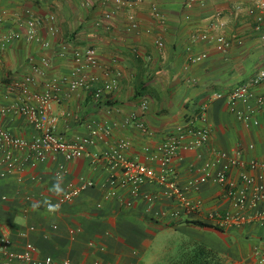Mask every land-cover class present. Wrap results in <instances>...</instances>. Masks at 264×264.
<instances>
[{
  "label": "crops",
  "instance_id": "0c3cea01",
  "mask_svg": "<svg viewBox=\"0 0 264 264\" xmlns=\"http://www.w3.org/2000/svg\"><path fill=\"white\" fill-rule=\"evenodd\" d=\"M0 8L4 11L0 35L19 34L0 50V103L17 101V93L7 86L32 73L33 64L45 70L44 80L62 76L74 67L72 52L92 46L98 65L89 72L98 81L89 89L70 90L64 84L51 112L57 118L56 130L68 140L85 136L88 124L112 123L109 138L89 144L80 158L66 160L57 154L11 171L0 166V237L10 238L12 250L32 243L36 252L28 264H152L162 239L177 234L206 243L228 263L264 264V220L255 217L264 212V200L255 207L248 200L241 208L223 196L222 184L211 179L197 182L203 164L218 151L231 155L235 150L240 151V162L231 167L229 176L240 182V174L246 173L258 181L260 169L251 168L250 162L264 161V115H258V125H247L237 116L244 104L237 102L232 111L228 99L235 86L264 69V9L257 6V0L192 4L186 0H138L118 9L113 0H0ZM111 9L115 12L105 19V12ZM25 10L42 19L34 39L26 38ZM129 14L137 21L135 29H128ZM49 15L55 17L59 29L55 36L46 28ZM219 36L230 41L225 52L216 48L213 38ZM202 54L205 56L195 60ZM113 79V88H102L101 97L95 98V90ZM37 87L40 90L42 83ZM253 92L264 94V84L255 86ZM216 93L222 95L215 97ZM144 100L145 109L141 107ZM133 112L151 135L132 123L122 125ZM187 121L208 127L209 140L199 147L180 148L170 169L177 182L187 186L188 200L200 202L198 209L164 196L163 186L147 179L138 184L135 194L121 169L110 170L97 158L119 138H127L130 144L124 155L158 173V160L148 159L143 147L156 152L175 127ZM0 127L24 138L35 134L21 113L1 116ZM57 174L62 176L64 191L60 195L50 191ZM86 180L93 184L69 200L61 199ZM141 194L154 196V201L149 203ZM46 200L57 203L59 211L49 213ZM34 203L40 205L36 210ZM163 209L178 215H157ZM212 212L244 213L250 218L239 225L219 223L209 217ZM188 220L218 229L195 226ZM46 257L52 261L46 263Z\"/></svg>",
  "mask_w": 264,
  "mask_h": 264
},
{
  "label": "built area",
  "instance_id": "2783aa9c",
  "mask_svg": "<svg viewBox=\"0 0 264 264\" xmlns=\"http://www.w3.org/2000/svg\"><path fill=\"white\" fill-rule=\"evenodd\" d=\"M115 8L131 7L138 0H113ZM187 4L200 3L203 0H186ZM257 6L264 9V0H257ZM115 10H108L104 14L105 19H109ZM24 24L26 27V38L34 39L37 36L38 27L42 19L33 16L29 10L24 11ZM4 11L0 8V20L3 18ZM154 15L160 18V14L154 9ZM130 21L128 29L137 28L138 24L132 14L128 15ZM261 17L258 18L260 20ZM46 28L51 36H55L59 29L55 23V17L49 15L46 18ZM96 24H99L97 22ZM18 33H5L0 35V50L7 44L11 38L18 37ZM202 38H207L203 35ZM216 41V48L225 52L230 41L219 36L213 38ZM157 44L162 42L157 40ZM63 52L66 49L63 47ZM202 54L195 58L199 60L204 57ZM72 60L74 67L69 73L62 76H53L43 79L46 76L45 70L40 66L32 65V73L24 75L10 81L7 88L10 92H16L18 99L10 104L0 103V117L9 113H21L25 116L27 123L35 130V134L31 138H24L13 134L10 130L0 127V166L7 171L20 168L24 165H35L37 162L44 161L48 156L57 154L62 155L66 160H73L84 155L86 147L94 143L96 140L106 141L111 134L112 123L109 120L103 121L101 124H88V132L85 136H76L68 140L64 135L56 130L57 118L52 114V103L58 97L62 86L65 84L70 90L89 89L98 81V77L89 72L91 67L98 65L96 49L92 46L72 52ZM2 61L0 57V68ZM119 73H116L118 75ZM44 80V81H43ZM114 79L98 87L95 92V98L101 97L102 88L112 89ZM1 83V79H0ZM42 83L39 90L38 85ZM259 84H264V69H260L247 82L235 86L229 93L228 99L230 109L235 111V104L241 102L244 109L237 112L238 118L247 125H258V115H264V94H255L253 88ZM221 93H216L215 97H220ZM253 100V101H251ZM143 109L146 108V100L141 103ZM107 112L111 111L108 107ZM133 124L137 129L146 135H151L152 131L146 127L145 123L138 119L133 112L127 116L123 122V126ZM189 136L188 140L185 138ZM210 137V129L208 127H196L192 122L187 121L175 127L159 145L156 152L150 151L148 146H144L143 150L147 154L148 159H156L159 162V172L156 173L151 167L139 162L136 159L127 158L124 150L130 144L127 138H119L115 144L105 148L99 155L98 159L103 160L110 170L121 169L123 179L133 185V192L136 194L137 186L144 180L155 181L163 186V195L173 198L184 207L189 209L200 208V202H191L188 200L186 191L187 186L180 185L172 176L170 165L177 158L180 148H195L206 144ZM96 159V158H95ZM240 162V151L235 150L231 155L226 151H218L215 156L205 162L201 168V175L197 179L205 181L211 179L214 182L223 185V196L227 197L235 206L244 207L247 201L251 206H258L264 200V161L252 160L251 168H259L260 173L257 176L258 181L254 182V177L246 173L240 174V182H237L229 176L232 166ZM213 170V171H212ZM3 174V173H1ZM196 180L188 183L191 186ZM93 181H83L79 186L66 191L61 199L69 200L76 196L86 186L92 185ZM149 203L154 201V196L150 194H141ZM57 204V203H56ZM53 204V205H56ZM159 216L177 217L175 211L167 212L166 209L156 212ZM209 217L216 218L219 223L231 222L239 225L249 220L247 214L244 213H221L212 212ZM255 217L263 221L264 212H258ZM55 226H53L54 228ZM33 229V226H29ZM11 240L8 236L0 237V264H11L18 261L20 264H28L34 261L36 247L32 243H26L23 249L16 251L10 248ZM46 263L52 260L50 257L44 259ZM61 264H68L63 261Z\"/></svg>",
  "mask_w": 264,
  "mask_h": 264
},
{
  "label": "trees",
  "instance_id": "16d2710c",
  "mask_svg": "<svg viewBox=\"0 0 264 264\" xmlns=\"http://www.w3.org/2000/svg\"><path fill=\"white\" fill-rule=\"evenodd\" d=\"M188 223L200 227L217 226L198 220H188ZM152 264H237L228 263L211 246L206 243L191 238L177 237L169 242L163 256ZM245 264V263H244Z\"/></svg>",
  "mask_w": 264,
  "mask_h": 264
},
{
  "label": "clouds",
  "instance_id": "9594fccd",
  "mask_svg": "<svg viewBox=\"0 0 264 264\" xmlns=\"http://www.w3.org/2000/svg\"><path fill=\"white\" fill-rule=\"evenodd\" d=\"M61 182H62V176L57 174V182L53 185V187L50 189V191H52L53 193H55L57 195L62 194L64 190L61 186ZM44 204L47 208V211L51 214L58 212L60 209V206L58 204L53 205L50 201H47V200L44 202ZM32 207L34 210H36L40 207V205L37 203H34Z\"/></svg>",
  "mask_w": 264,
  "mask_h": 264
},
{
  "label": "rangeland",
  "instance_id": "374dc122",
  "mask_svg": "<svg viewBox=\"0 0 264 264\" xmlns=\"http://www.w3.org/2000/svg\"><path fill=\"white\" fill-rule=\"evenodd\" d=\"M179 235L177 234H172V236H168L165 239H162L161 243L158 245V248L155 250L154 252V261L160 259L163 254L164 251L167 247V245L169 244V242L175 238H177Z\"/></svg>",
  "mask_w": 264,
  "mask_h": 264
}]
</instances>
